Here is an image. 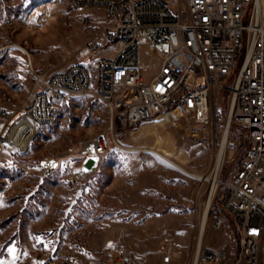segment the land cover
I'll return each mask as SVG.
<instances>
[{
	"label": "rangeland",
	"instance_id": "rangeland-1",
	"mask_svg": "<svg viewBox=\"0 0 264 264\" xmlns=\"http://www.w3.org/2000/svg\"><path fill=\"white\" fill-rule=\"evenodd\" d=\"M102 24L110 25L103 9H78L71 0H0V264H104L106 247L118 240L145 264H183L197 249L207 196L201 178L215 158L185 117L175 113L123 131L94 96L63 102L50 126L34 127L26 116L35 73L85 60ZM140 44L146 59V40ZM230 99L229 92L219 96L222 136ZM100 136L109 149L89 175L93 161L83 163L81 154ZM247 143L245 130L232 123L223 176ZM50 159L61 161L46 173ZM231 237L225 228L206 243L219 248ZM169 246L178 254L164 263Z\"/></svg>",
	"mask_w": 264,
	"mask_h": 264
},
{
	"label": "built area",
	"instance_id": "built-area-1",
	"mask_svg": "<svg viewBox=\"0 0 264 264\" xmlns=\"http://www.w3.org/2000/svg\"><path fill=\"white\" fill-rule=\"evenodd\" d=\"M71 1L78 9H103L110 25L102 24L88 42L85 60L35 73L25 102L34 127L55 124L60 105L77 96L102 100L112 127L117 122L123 131L181 114L203 133L215 158L204 179L202 245L183 264H222L233 253L235 264H264V0ZM143 30L148 34L142 35ZM222 92L231 98L229 129L232 123L241 126L248 142L243 158L226 176ZM108 149V138L100 136L82 151L83 163L93 161L89 175L97 174ZM60 161H45L44 171L52 173ZM225 228L230 241L219 248L206 243ZM177 249L167 247L163 262L173 261ZM103 255L104 264H145L128 256L121 240L108 245Z\"/></svg>",
	"mask_w": 264,
	"mask_h": 264
},
{
	"label": "bare ground",
	"instance_id": "bare-ground-1",
	"mask_svg": "<svg viewBox=\"0 0 264 264\" xmlns=\"http://www.w3.org/2000/svg\"><path fill=\"white\" fill-rule=\"evenodd\" d=\"M46 19H47V16H46ZM179 115H181V114H179ZM165 118V120H159V123H161V122H164V121H167L168 119V116H166V117H164ZM161 121V122H160ZM158 123V124H159ZM166 123H164V125H165ZM228 135H229V123L227 124V127H226V130H225V133H224V147H225V145H227V147H228ZM157 146V145H156ZM154 153H156V154H158V155H161V156H164V157H166V158H168L165 154H163V153H161V152H159V151H155ZM171 162H173V164H174V160H172V159H170V158H168ZM221 160H222V157H220V159L218 160V164L217 165H219V163L221 162ZM218 167L219 166H217L216 167V171H215V173H214V176H217L218 175ZM181 169H183V168H181ZM206 177H202L201 179H205ZM205 217H206V214H205V216H204V221H203V223H202V228H201V231H200V235H199V240H198V244H197V247H199V246H201L202 245V235H203V231H204V227H205Z\"/></svg>",
	"mask_w": 264,
	"mask_h": 264
},
{
	"label": "crops",
	"instance_id": "crops-1",
	"mask_svg": "<svg viewBox=\"0 0 264 264\" xmlns=\"http://www.w3.org/2000/svg\"><path fill=\"white\" fill-rule=\"evenodd\" d=\"M89 164L91 165V162H89Z\"/></svg>",
	"mask_w": 264,
	"mask_h": 264
},
{
	"label": "snow or ice",
	"instance_id": "snow-or-ice-1",
	"mask_svg": "<svg viewBox=\"0 0 264 264\" xmlns=\"http://www.w3.org/2000/svg\"><path fill=\"white\" fill-rule=\"evenodd\" d=\"M158 90H160V89H158Z\"/></svg>",
	"mask_w": 264,
	"mask_h": 264
}]
</instances>
